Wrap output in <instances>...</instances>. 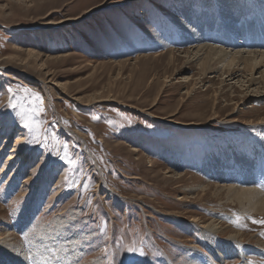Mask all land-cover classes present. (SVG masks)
I'll return each instance as SVG.
<instances>
[{
	"label": "rangeland",
	"instance_id": "1",
	"mask_svg": "<svg viewBox=\"0 0 264 264\" xmlns=\"http://www.w3.org/2000/svg\"><path fill=\"white\" fill-rule=\"evenodd\" d=\"M239 1L252 24L264 19L262 0ZM224 4L0 0V236L14 253L28 264H214L212 252L226 258L215 264H264V212L227 189L247 174L237 151L264 194V80L252 85L244 65L234 81L209 71L174 22L187 9L216 28ZM211 158L232 180L212 177ZM214 220L217 234L200 229Z\"/></svg>",
	"mask_w": 264,
	"mask_h": 264
},
{
	"label": "bare ground",
	"instance_id": "2",
	"mask_svg": "<svg viewBox=\"0 0 264 264\" xmlns=\"http://www.w3.org/2000/svg\"><path fill=\"white\" fill-rule=\"evenodd\" d=\"M34 1L36 4V3H39L40 0H31L32 3H34ZM223 1L225 2V4L223 7V10L221 9L222 12H220L222 23L219 24V26H217L216 28H214V25H216V23H214L212 20H209L207 17L205 20L204 19L202 20L199 15H196L195 17L194 13L192 14L187 9H183L181 11L179 10L181 13L180 14L181 17L175 16L176 21L174 22L181 28V30H183L185 33L188 34V37L185 36L186 41L192 44H195L194 47L192 46L193 47L192 51H188L187 53L189 54L191 52L192 54H194V57H193L194 59L202 58L201 61L203 62L206 61L207 63L209 62L208 64L209 65L208 68L210 69V70L208 69L209 71H212L215 73V72L220 71V69H222V72L223 70L227 69V71L223 73L227 74V77H229L231 81H234L238 79L239 77L238 73L240 71L239 69L241 68L242 65H244L245 69H249L248 70L250 72L249 74L252 77L250 79L251 84L256 85L258 84V81L260 79L264 80V19L261 20L262 23L260 21L259 22L256 21V23L252 24L249 21V18L247 19V17L250 14L249 11H244V10L242 11V10L236 9L237 7L236 5H238V3L240 2L239 0H223ZM248 1L249 2L251 1V3L253 2V0H248ZM262 1L264 2V0ZM253 6L254 5H251V7ZM261 6L264 9V3H260L257 1L255 4V7H257V9L258 8L262 9ZM251 7L249 9H252ZM260 16L264 17L263 11L262 13H260ZM259 19H261V17ZM194 21L196 22L194 23ZM239 23L241 24V27H238ZM247 40L248 41L251 40L253 44L249 42H248V45L245 44ZM213 44H219L221 46L218 47ZM257 74L258 76L255 77V75ZM262 124H264V121L263 123L261 122V125ZM5 129L6 128H2V131H4ZM23 142H24V139L22 137H20L17 140L18 144H22ZM132 151H134L136 154L140 152L138 148L133 149ZM233 155H234L233 158L236 162V165H238L239 168L238 166L236 167L238 169L245 170L247 174L244 179L243 185L241 187L232 185L227 188L230 191L229 193H233V195L236 197V200L240 203V205H243L246 207L245 210L250 211V212H256V213L264 212L263 191L259 190V188L258 190L256 189L258 187L256 183L257 182L256 176L254 174L256 163L254 164L252 160L248 159L247 157H245L244 154L238 153L237 151H234ZM211 160L216 161L215 158H211ZM12 161H14V156L11 154L10 158L8 159V162H12ZM224 163H226V161ZM224 163L218 160L212 165V168L209 169V173L212 175V177H217L218 180H220V182H227V180L229 179L232 180L233 178L232 174H231L232 178L228 175V172L230 173L231 172L230 170H232L233 168L229 167L227 168V172H225L223 170L225 169V165H223ZM245 171L243 173H245ZM3 173H5V170ZM166 174L169 175L170 172L168 171L166 172ZM178 178L182 179L183 176L179 175ZM234 179L236 178L234 177ZM181 196L179 197L178 200L184 201L185 197H181ZM31 210H30V207H28L26 210V213L22 215L23 222L26 223L30 221L31 219L30 214L33 213ZM193 221L197 222V220H193ZM58 223H59V226H57L58 230L63 235L65 226L63 227L62 226L63 223L61 222H58ZM200 229L204 233L217 234L219 230L221 229V226L218 223L216 224V221L214 220L209 223H204L203 225L200 226ZM238 236H239L238 234H235V235H231L230 238H232V240H235L237 239ZM3 237L4 236L2 237L0 236V264H28L26 261L27 258H25V255H22L21 253L22 251L21 252L17 251L14 253L11 249V244L8 243L7 238H3ZM47 238L50 239L49 241L54 240L53 238L51 239L50 237H47ZM214 258L215 260L216 259H219V260L226 259L225 256L221 252L220 253L212 252L211 255H207L206 257L208 262L215 264Z\"/></svg>",
	"mask_w": 264,
	"mask_h": 264
},
{
	"label": "snow or ice",
	"instance_id": "3",
	"mask_svg": "<svg viewBox=\"0 0 264 264\" xmlns=\"http://www.w3.org/2000/svg\"><path fill=\"white\" fill-rule=\"evenodd\" d=\"M24 91H25V93L28 94V95H35V94L30 93L29 90H24ZM36 99L39 100V97H36ZM12 107H13V109L15 110L16 106H15V105H12ZM24 127H25L26 129H29L30 131L35 130V126H34L32 123L28 122V120H26V122L24 123ZM37 142H39V140H37ZM254 222H255V221H254ZM259 223H264V221H259ZM129 251H135V250H134V249H129ZM141 254H142V253H141Z\"/></svg>",
	"mask_w": 264,
	"mask_h": 264
}]
</instances>
